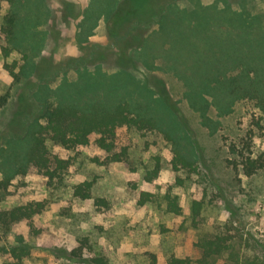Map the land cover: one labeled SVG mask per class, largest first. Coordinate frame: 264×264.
Listing matches in <instances>:
<instances>
[{
    "label": "rangeland",
    "instance_id": "1",
    "mask_svg": "<svg viewBox=\"0 0 264 264\" xmlns=\"http://www.w3.org/2000/svg\"><path fill=\"white\" fill-rule=\"evenodd\" d=\"M227 1L233 9L264 12V0ZM103 2L27 0L40 19L23 33L22 47L10 48L0 34V94L9 92L0 109V147L11 134L23 133L29 113L40 114V104L32 97L39 85L50 96L61 87L62 93L76 96L84 87L81 98L89 95L109 103L142 95L167 100L172 116L154 100L153 107L168 125L175 124L196 171L171 168V144L158 131L119 127L116 145L127 146L128 152L119 162L107 160L108 153L95 143L96 134L88 144L72 148L47 139L51 167L58 166L57 159L62 161L52 180L31 166L22 172L0 163V264H96L94 257H101L103 264H151L152 255L155 264H165L170 255L197 259L198 243L216 236L227 240V248L214 264H240L249 258L264 262V171L245 176L231 151L234 145L241 153L264 155V113L246 99L221 111L210 103L207 115L213 124H204L198 104L211 97L200 75L188 68L189 50L177 43L171 48L168 38L156 36V45L132 50L131 61L119 67V51L109 46L106 34L114 3L98 16L97 4ZM193 4L182 0L178 7L186 10ZM199 4L223 8L221 0ZM9 9V2L0 0V23ZM2 46L8 47V56ZM14 61L18 81L4 67ZM126 80L125 90L121 83ZM156 156L160 169L147 181L146 171L153 168ZM4 175L11 176L6 180ZM82 181H93L89 198L74 194ZM167 195L176 197L180 213L167 210ZM192 200L202 202L195 222L190 216ZM28 205L34 209L29 217L2 219L4 211ZM12 248L24 251L16 257Z\"/></svg>",
    "mask_w": 264,
    "mask_h": 264
},
{
    "label": "trees",
    "instance_id": "2",
    "mask_svg": "<svg viewBox=\"0 0 264 264\" xmlns=\"http://www.w3.org/2000/svg\"><path fill=\"white\" fill-rule=\"evenodd\" d=\"M7 1L10 9L0 23V34L9 41L10 48H21L23 33L30 30L32 21L40 19L37 17L40 14L28 8L27 0ZM180 1L182 0H104L101 5L97 4L99 7L96 11L100 16L103 8L106 6L109 8L110 2L114 3L111 14L106 18V34L109 46L119 51L115 58L119 67L125 68L127 60L131 61L132 50L156 45L153 39L156 36L162 40L168 38L171 48L177 43V47L180 46L185 52L189 50L188 68L200 75L203 90L211 97L210 101L203 98L204 101L198 104L204 124L207 126L213 124L207 115L210 103L221 111L227 104L246 99L253 101L264 113V12L250 13L243 8L233 9L227 0H221L223 8H218L217 5L201 6L199 0H187L195 5L185 10L179 9ZM177 15L180 17L174 18ZM1 49L3 55L8 56V47L2 46ZM102 58L103 55L100 56V60ZM4 67L14 81L20 79L19 72L14 70L15 61L5 64ZM24 71L26 70L22 66L20 73L25 74ZM121 84L126 90L127 80ZM39 86L35 92L33 91L32 97L40 104L38 106L40 114L34 116L29 113V122L23 133L11 134L5 138L4 145L0 147V163L13 165L17 171L22 172L31 166L52 180L58 176L57 170L62 167V161L57 159L58 166L51 167L46 140L65 148H72L88 144L92 134L97 135L95 139L97 146L108 153L107 160L125 161L128 156L127 146L117 147L115 142L117 129L125 126L137 131L162 133L171 144V168L175 171L181 168L196 171L195 160L183 150L181 136L177 135L175 124L168 125V120L158 116L153 107L154 101L160 103L170 117L172 108L167 100L160 98L154 100L148 95H142L139 99L121 97L109 103L89 95L81 98L80 90H84V87L76 91L78 93L76 96L72 93H62L60 91L62 87L53 90L50 96L46 93L47 89ZM62 95L65 96L59 98ZM8 99L9 92L0 94V109L5 106ZM55 99L58 100L52 104ZM23 102L29 104L27 99ZM196 102L198 101L192 102V105ZM231 151L240 159L238 163L245 176L264 171L263 153L244 154L234 145ZM154 161L153 168L146 171L147 181L153 179L160 169L157 156ZM10 176L4 175V178L8 180ZM92 184L93 181H82L75 186L74 194L81 198H89ZM98 203L105 202L98 199ZM166 206L168 211L180 213L176 197L167 195ZM201 207L200 200H192L190 216L193 222L199 220ZM33 211L30 205L13 208L4 211L2 219L26 218ZM226 243L227 240L221 236L201 240L198 243L201 248L200 257L193 260L189 257L170 255L165 264H214L216 256L227 248ZM22 251L24 249L20 248L19 252ZM19 252L11 249V253L16 257L20 256ZM92 261L96 264L104 263L101 257H94ZM151 264H155L154 255ZM240 264L264 262L258 258H249Z\"/></svg>",
    "mask_w": 264,
    "mask_h": 264
}]
</instances>
